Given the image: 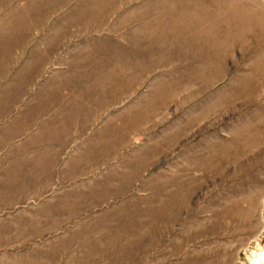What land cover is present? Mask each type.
<instances>
[{
  "label": "rangeland",
  "instance_id": "rangeland-1",
  "mask_svg": "<svg viewBox=\"0 0 264 264\" xmlns=\"http://www.w3.org/2000/svg\"><path fill=\"white\" fill-rule=\"evenodd\" d=\"M263 119L264 0H0V264H264Z\"/></svg>",
  "mask_w": 264,
  "mask_h": 264
},
{
  "label": "bare ground",
  "instance_id": "bare-ground-1",
  "mask_svg": "<svg viewBox=\"0 0 264 264\" xmlns=\"http://www.w3.org/2000/svg\"><path fill=\"white\" fill-rule=\"evenodd\" d=\"M217 103L218 104L216 107V117L215 118H216V128L218 129L219 127H221L222 123H226L227 125H229L230 124L229 122L231 121V119L235 115H238V112H236L234 109L233 110L230 109L229 105H227V101L225 102L226 105H224V103H222V100L220 98H218ZM255 104H257V103H255ZM242 106H240V107H242ZM243 110L247 111L248 107H245V109H243ZM259 128L262 129V137H261L262 139L259 140V142L264 143V119H263L262 127L259 126ZM252 130H254V129L252 128ZM248 134H250V131ZM247 139H249V140L246 143H244L240 147L236 148L235 150H230L228 152V154H226L224 156H218V158L216 159L217 167H218V169H219V167L223 168V170L225 172L224 173L225 177L221 180V183L215 184L214 186L222 187L223 185L227 184L228 182H230L232 180V177L229 174V172L231 171L233 164L242 165V164L246 163V159L248 158L247 152H248V147L250 144L249 142L251 141L250 137H248ZM257 141L258 140L251 141V143H254V142L257 143ZM211 250L215 251L214 249H211ZM212 256H214V255H212ZM259 256L261 258H263L264 253H261Z\"/></svg>",
  "mask_w": 264,
  "mask_h": 264
}]
</instances>
